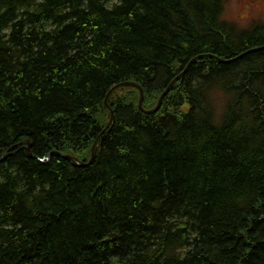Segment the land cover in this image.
Masks as SVG:
<instances>
[{
  "label": "trees",
  "instance_id": "obj_1",
  "mask_svg": "<svg viewBox=\"0 0 264 264\" xmlns=\"http://www.w3.org/2000/svg\"><path fill=\"white\" fill-rule=\"evenodd\" d=\"M224 2L0 0V264H264V22Z\"/></svg>",
  "mask_w": 264,
  "mask_h": 264
},
{
  "label": "water",
  "instance_id": "obj_2",
  "mask_svg": "<svg viewBox=\"0 0 264 264\" xmlns=\"http://www.w3.org/2000/svg\"><path fill=\"white\" fill-rule=\"evenodd\" d=\"M207 57H210V58H216L217 60H220L218 59L217 57H214V56H211V55H201L199 57H196L194 58L193 60H191L189 62V64L187 65V67L185 68V70L179 75L177 76L172 82L171 84L168 86V88L164 91V93L162 94V96L160 97L159 101H158V104L157 106L152 109V110H145L144 107H143V103H144V90L141 86H139L138 84L134 83V82H122L120 84H117L116 86H114L108 93L107 97H106V101H105V106L106 108L110 111L111 113V119H110V122H109V125L108 127H111L113 124H114V113L113 111L111 110V108L109 107L108 105V99L109 97L115 92L117 91L118 89L120 88H126V87H133V88H136L139 90V93H140V98H139V109L141 110V112H143L144 114H147V115H153V114H156L159 112L160 108H161V105L164 101V99L168 96V94L171 92L172 88L174 87V85L176 83H178L188 72V70L190 69V67L197 61H200L204 58H207ZM222 63H226V61H222ZM18 146H24L26 148V151L28 152V155L30 158H33L32 154H31V144L30 142L27 140V141H23L21 142L20 144L18 145H15L11 148H9L6 152V154L0 158V161H2L4 158H6V156L9 154L10 151H12L13 149H16ZM98 149H99V146L97 144V141L94 143L92 149H91V157L89 159L88 162H82L80 161L78 158H76L75 156H72V155H62V154H59V156H61L62 158L70 161L75 167H88L90 165H92L95 160H96V155H97V152H98Z\"/></svg>",
  "mask_w": 264,
  "mask_h": 264
},
{
  "label": "rangeland",
  "instance_id": "obj_3",
  "mask_svg": "<svg viewBox=\"0 0 264 264\" xmlns=\"http://www.w3.org/2000/svg\"><path fill=\"white\" fill-rule=\"evenodd\" d=\"M241 0H225L223 18L240 28H247L256 21L264 22V0H260L255 10L244 9Z\"/></svg>",
  "mask_w": 264,
  "mask_h": 264
},
{
  "label": "flooded vegetation",
  "instance_id": "obj_4",
  "mask_svg": "<svg viewBox=\"0 0 264 264\" xmlns=\"http://www.w3.org/2000/svg\"><path fill=\"white\" fill-rule=\"evenodd\" d=\"M242 3L245 5L244 9L248 11L255 10L256 5L259 3L260 0H241Z\"/></svg>",
  "mask_w": 264,
  "mask_h": 264
},
{
  "label": "bare ground",
  "instance_id": "obj_5",
  "mask_svg": "<svg viewBox=\"0 0 264 264\" xmlns=\"http://www.w3.org/2000/svg\"><path fill=\"white\" fill-rule=\"evenodd\" d=\"M257 23V22H256ZM253 26H255V25H253ZM245 30H248V28L247 29H245ZM251 30V29H250ZM198 62V61H197ZM183 79V78H182ZM181 81V80H180ZM177 84V83H176ZM127 88H132V87H127ZM174 88V87H173ZM121 89V88H120ZM118 91V90H117ZM117 91H115L114 93H116ZM111 98V97H110ZM163 104V103H162ZM144 105V104H143ZM110 108H111V106H110Z\"/></svg>",
  "mask_w": 264,
  "mask_h": 264
}]
</instances>
